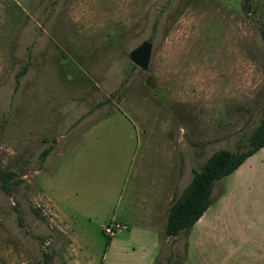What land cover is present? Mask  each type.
<instances>
[{
  "label": "rangeland",
  "instance_id": "rangeland-1",
  "mask_svg": "<svg viewBox=\"0 0 264 264\" xmlns=\"http://www.w3.org/2000/svg\"><path fill=\"white\" fill-rule=\"evenodd\" d=\"M263 27L264 0H0V264H264V150L202 231L163 235L192 171L259 123Z\"/></svg>",
  "mask_w": 264,
  "mask_h": 264
},
{
  "label": "trees",
  "instance_id": "trees-1",
  "mask_svg": "<svg viewBox=\"0 0 264 264\" xmlns=\"http://www.w3.org/2000/svg\"><path fill=\"white\" fill-rule=\"evenodd\" d=\"M250 0H242V8L248 11ZM264 42V27L261 29ZM264 56V47H263ZM25 72V67L18 72L15 82ZM264 147V102L261 106V117L258 125L248 137L247 144H240L235 151L220 149L212 153L209 158L200 165L198 170L192 171V178L182 192L173 197L167 211L166 222L163 227V235L174 238L180 233L190 231L200 217L212 204V191L215 183L222 178L231 175L249 157ZM50 148L44 149L41 158L50 152ZM13 172L0 171V190L9 195L14 184ZM20 218L18 222L20 223ZM108 243V242H107ZM47 255L46 251H43ZM50 259V257L48 256Z\"/></svg>",
  "mask_w": 264,
  "mask_h": 264
},
{
  "label": "crops",
  "instance_id": "crops-1",
  "mask_svg": "<svg viewBox=\"0 0 264 264\" xmlns=\"http://www.w3.org/2000/svg\"><path fill=\"white\" fill-rule=\"evenodd\" d=\"M264 150V147L261 148L259 151H257L256 153L258 152H262ZM256 153L249 157L248 159H246L244 161V163L242 165H240L238 167V169H236L231 175L233 176V181H236L237 179H240L243 175H244V172L252 167L251 163L252 161L257 157ZM258 170V169H257ZM230 176V175H229ZM256 175L253 174V177H255ZM256 178V177H255ZM219 181V180H218ZM214 189V188H213ZM213 192V191H212ZM227 192H224L223 195L218 199L217 203L218 204V208H217V211L215 212V214L213 215V219L214 217L215 218H219L221 216L224 215L223 213V210L224 209H227L228 205L230 204V197H228L226 195ZM151 193L148 192V196L146 197V199L142 202V204L144 205H147V206H154L156 203H161V205H164V206H168L169 202H170V199H163V198H166V196L162 197L161 193H160V197L157 198V195H152L150 196ZM234 195V196H233ZM236 193L233 192L232 194V197L231 199H233L235 197ZM163 203V204H162ZM170 206V205H169ZM209 209V208H208ZM208 209L206 210V212L200 217V219L195 223L194 228L198 229L199 231H202L204 227H206V225L209 223V220L210 219H206L207 215L206 213L208 212ZM155 211H153L152 209H149L147 211H144L143 214H142V218H143V221L144 219H147V222L148 223H153V214H154ZM165 222H166V217L164 218ZM163 224L165 225V223L163 222ZM199 226V227H198ZM258 229H260V226H258ZM225 239L223 238H219V237H214L212 239H209L207 240V245L208 243H213V244H217V243H221V242H224ZM244 256V254H241V255H238V258L239 257H242ZM212 257H214V255L212 254L211 255V259H213ZM223 264V263H222Z\"/></svg>",
  "mask_w": 264,
  "mask_h": 264
},
{
  "label": "water",
  "instance_id": "water-1",
  "mask_svg": "<svg viewBox=\"0 0 264 264\" xmlns=\"http://www.w3.org/2000/svg\"><path fill=\"white\" fill-rule=\"evenodd\" d=\"M152 45L149 41H143L128 54L129 61L137 68L148 72V63L151 55ZM145 85L152 87L151 78L147 77Z\"/></svg>",
  "mask_w": 264,
  "mask_h": 264
},
{
  "label": "built area",
  "instance_id": "built-area-1",
  "mask_svg": "<svg viewBox=\"0 0 264 264\" xmlns=\"http://www.w3.org/2000/svg\"><path fill=\"white\" fill-rule=\"evenodd\" d=\"M106 228H107V227H106ZM106 230H107V232H108V233H110V232H111V230H110L109 228H108V229H106Z\"/></svg>",
  "mask_w": 264,
  "mask_h": 264
}]
</instances>
